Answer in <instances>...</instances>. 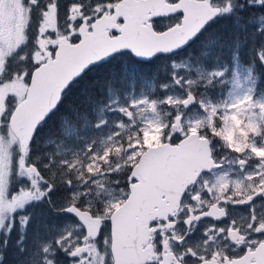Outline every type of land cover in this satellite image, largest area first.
Returning a JSON list of instances; mask_svg holds the SVG:
<instances>
[{
  "label": "snow or ice",
  "instance_id": "obj_1",
  "mask_svg": "<svg viewBox=\"0 0 264 264\" xmlns=\"http://www.w3.org/2000/svg\"><path fill=\"white\" fill-rule=\"evenodd\" d=\"M6 2L19 6L20 21L0 28V85L33 90L43 67L60 60L56 41L79 44L82 27L103 15L98 0ZM184 4L151 17L152 35L163 38L155 47L89 61L42 107L17 117L9 96L0 115V264H264V0ZM217 25L227 33L204 44ZM123 55L160 64L139 88L135 73L109 77L86 108L61 114L91 67ZM54 118L59 134L42 135ZM160 172L163 207L131 235L128 212Z\"/></svg>",
  "mask_w": 264,
  "mask_h": 264
},
{
  "label": "water",
  "instance_id": "obj_2",
  "mask_svg": "<svg viewBox=\"0 0 264 264\" xmlns=\"http://www.w3.org/2000/svg\"><path fill=\"white\" fill-rule=\"evenodd\" d=\"M182 7H185L184 0L180 5L173 7L167 5L165 0L122 1L115 9L113 17L104 16L95 24L93 33H89L87 27L82 28L84 38L79 45L70 46L64 40L60 42L62 48L58 49L59 62L51 68L48 65L43 67L41 75L35 77L39 87L35 90L29 88L28 92H32L31 98L26 96L25 100L17 106L15 115L22 116L25 106L34 109L42 107L59 82L67 77H74L89 61L106 57L114 48L129 46L134 49L148 50L155 47L163 38L152 35L151 26L148 24L151 17L161 11L179 10ZM206 10L202 4L196 9L201 15ZM120 20L124 21L125 25L118 29L116 24ZM108 30H115L120 36L110 39ZM157 175L159 177L157 183L147 191L144 199L134 203L128 212L126 226L131 235L138 234L141 221L149 216L157 205L163 207L158 194L162 190L164 173L160 172Z\"/></svg>",
  "mask_w": 264,
  "mask_h": 264
},
{
  "label": "trees",
  "instance_id": "obj_3",
  "mask_svg": "<svg viewBox=\"0 0 264 264\" xmlns=\"http://www.w3.org/2000/svg\"><path fill=\"white\" fill-rule=\"evenodd\" d=\"M228 29L220 27L219 30H217L215 33L210 35V38H214V35L220 32L227 33ZM225 40H227V35L224 37ZM201 41L205 44V38H201ZM202 43L198 42L196 45L193 46L192 49H190L191 53H197L201 50ZM212 55L216 54L218 51H220V45L216 46L214 48H211L209 50ZM228 49L224 48L225 54H227ZM122 61L128 62V66H125ZM134 64H137L131 57L127 55L119 56L114 61L111 62V64H104L100 66L94 73L87 75L80 83H78V86L75 85V87L71 90V92L68 94L65 102L62 105L61 108V114L68 113L71 114L74 109L80 108L84 109L87 107V104L85 102V97L89 94H99V90L102 89L104 82L109 77H114L119 79L121 76H123V70L127 67L128 73L130 71V68L133 67ZM158 62L154 64L151 69L147 70L148 76H151L154 72H156V66ZM160 64V62H159ZM131 76V75H130ZM147 76V77H148ZM123 78L126 80L127 78L123 76ZM163 78V77H161ZM58 126H59V120L57 118H54L53 120L48 122V126L44 129V133L42 135H58Z\"/></svg>",
  "mask_w": 264,
  "mask_h": 264
},
{
  "label": "rangeland",
  "instance_id": "obj_4",
  "mask_svg": "<svg viewBox=\"0 0 264 264\" xmlns=\"http://www.w3.org/2000/svg\"><path fill=\"white\" fill-rule=\"evenodd\" d=\"M98 3L100 5L101 11L103 12L105 10L104 8V3L101 0H98ZM115 3H108V8L111 6H115ZM112 8V7H111ZM19 21H20V15H19V6H8L6 0H0V28H2L3 30L7 31L8 29L12 28V27H16L17 29L19 28ZM210 40V38H205V44L207 43V41ZM59 41V40H58ZM58 41H56V43H58ZM47 43H52L51 41H47ZM220 43L217 42L216 44L212 45L209 50L211 48H214L216 46H219ZM216 54H214L213 56H215ZM123 64L125 66L130 67L128 64L124 63L126 61H122ZM159 66V62L156 66V70ZM136 68V70H135ZM149 69H151V67H148ZM147 67H143L141 65H133L132 68H130V71L135 70L137 73L141 72L143 74V77H147ZM129 69V68H128ZM142 77V78H143ZM141 79V77H138V84L137 87L139 88V80ZM230 87V86H229ZM28 90V84L27 83H23L21 84L20 82H17L16 84H5V85H0V115L4 114V112H6L9 108V104H8V99L9 96L12 95L15 97L14 99V103L16 104V106H18L23 99L25 98L26 92ZM37 212H40V209H37Z\"/></svg>",
  "mask_w": 264,
  "mask_h": 264
},
{
  "label": "flooded vegetation",
  "instance_id": "obj_5",
  "mask_svg": "<svg viewBox=\"0 0 264 264\" xmlns=\"http://www.w3.org/2000/svg\"><path fill=\"white\" fill-rule=\"evenodd\" d=\"M101 1H103V2H105V0H101ZM121 0H119V1H117V0H115V2H117V3H119ZM168 5H171V4H168ZM172 6H175V5H172ZM112 7V6H111ZM109 7V8H107V9H105L104 11H103V14H106V13H111L112 11H113V8L115 7ZM204 7H206L205 5H204ZM121 24V23H120ZM220 29V26H216V28H214L213 30H211V33L210 34H206V36H205V38H210V35L211 34H213V33H215L217 30H219ZM68 39V38H67ZM70 42H71V40L70 39H68ZM72 43V42H71Z\"/></svg>",
  "mask_w": 264,
  "mask_h": 264
}]
</instances>
